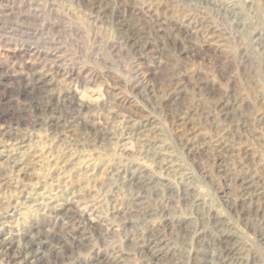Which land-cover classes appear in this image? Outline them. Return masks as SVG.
<instances>
[{"label": "rangeland", "instance_id": "obj_1", "mask_svg": "<svg viewBox=\"0 0 264 264\" xmlns=\"http://www.w3.org/2000/svg\"><path fill=\"white\" fill-rule=\"evenodd\" d=\"M261 190L264 0H0V264H264Z\"/></svg>", "mask_w": 264, "mask_h": 264}, {"label": "bare ground", "instance_id": "obj_2", "mask_svg": "<svg viewBox=\"0 0 264 264\" xmlns=\"http://www.w3.org/2000/svg\"><path fill=\"white\" fill-rule=\"evenodd\" d=\"M252 182V181H251ZM256 186V185H255ZM251 187V186H250ZM249 188V187H248ZM264 194V190H261V192H260V196L261 195H263ZM37 240V239H36ZM38 243V242H37ZM8 244H5L4 245V247L5 246H7ZM13 247V246H12ZM10 248H11V246H10ZM32 248H33V239L32 240H29V241H27V245L25 246V247H23L21 250H20V252H19V257H24V259L25 258H28V257H30V255L31 254H34V252L35 251H33L32 250ZM17 252V251H16ZM36 253V252H35ZM32 256V255H31ZM16 257V256H15ZM154 263V262H153Z\"/></svg>", "mask_w": 264, "mask_h": 264}]
</instances>
